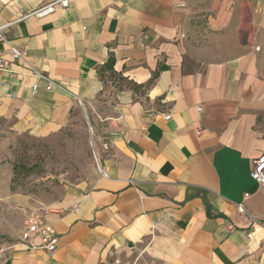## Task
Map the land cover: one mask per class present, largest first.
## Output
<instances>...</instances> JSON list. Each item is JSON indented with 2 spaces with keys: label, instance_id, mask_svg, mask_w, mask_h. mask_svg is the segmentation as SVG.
Here are the masks:
<instances>
[{
  "label": "crops",
  "instance_id": "obj_1",
  "mask_svg": "<svg viewBox=\"0 0 264 264\" xmlns=\"http://www.w3.org/2000/svg\"><path fill=\"white\" fill-rule=\"evenodd\" d=\"M59 1L0 0V119L47 136L78 105L106 104L103 175L42 216L53 256L19 237L4 264H264V192L250 179L264 155V0ZM109 57L124 82L104 86Z\"/></svg>",
  "mask_w": 264,
  "mask_h": 264
},
{
  "label": "rangeland",
  "instance_id": "obj_2",
  "mask_svg": "<svg viewBox=\"0 0 264 264\" xmlns=\"http://www.w3.org/2000/svg\"><path fill=\"white\" fill-rule=\"evenodd\" d=\"M106 106L78 105L67 126L47 136L17 131L12 120L0 119V264L30 220H41L68 190H90L99 173L95 114Z\"/></svg>",
  "mask_w": 264,
  "mask_h": 264
},
{
  "label": "built area",
  "instance_id": "obj_3",
  "mask_svg": "<svg viewBox=\"0 0 264 264\" xmlns=\"http://www.w3.org/2000/svg\"><path fill=\"white\" fill-rule=\"evenodd\" d=\"M60 7L66 8L68 6V0H60L58 3ZM50 5L48 7H45L35 13L36 16H43L50 14L54 11V6L56 5ZM0 41H3V37L0 32ZM257 50V49H256ZM10 56L14 61H22L23 60V53L17 49L10 48L9 50ZM10 67V64L0 59V71L7 70ZM36 79L38 81H42L46 83V91L49 92L52 90V88L56 87V85L51 82L47 77L34 73ZM38 85L34 84L31 88L32 93H35L37 91ZM166 120L169 119V117H165ZM201 132L196 131V136H200ZM92 145V143H91ZM93 147V146H92ZM104 149L107 150V146L103 145ZM94 158L96 160L95 152L93 151ZM97 162V160H96ZM252 170L250 173V179L251 181L257 186V188L264 192V155H261L251 161ZM98 172L103 175L102 170L98 166ZM249 195H244V200L248 199ZM238 213L241 216V220L244 224H246L249 227H253L256 225L255 219L247 213L245 210L243 204H239L237 206ZM34 239H40L42 243V249L49 255L53 256L55 253V239L52 237V234L50 233V230L48 229L47 224L41 222L40 220L33 219L30 220L24 230L22 231L20 235V240L22 243L27 244L30 243ZM4 264V262H2Z\"/></svg>",
  "mask_w": 264,
  "mask_h": 264
},
{
  "label": "trees",
  "instance_id": "obj_4",
  "mask_svg": "<svg viewBox=\"0 0 264 264\" xmlns=\"http://www.w3.org/2000/svg\"><path fill=\"white\" fill-rule=\"evenodd\" d=\"M114 60L112 57H109L108 61L99 69L98 71V77L101 81V83L106 86L108 82H124V80L117 75L114 70Z\"/></svg>",
  "mask_w": 264,
  "mask_h": 264
}]
</instances>
